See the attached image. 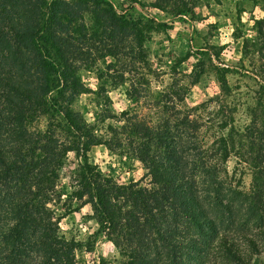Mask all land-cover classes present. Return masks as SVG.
Returning <instances> with one entry per match:
<instances>
[{
    "label": "trees",
    "instance_id": "obj_1",
    "mask_svg": "<svg viewBox=\"0 0 264 264\" xmlns=\"http://www.w3.org/2000/svg\"><path fill=\"white\" fill-rule=\"evenodd\" d=\"M168 1L154 6L166 10ZM174 3L175 15L191 10L188 1ZM153 27L118 15L108 0H0V264H79L76 252L93 246L92 237L67 238L50 206L61 200L57 181L69 152L83 157L75 198L91 206L123 264H252L263 253L264 16L255 19L254 38L235 31L243 39L242 68L258 85L249 102L232 90L228 67L218 71L221 94L195 107L208 110L203 118L193 110L178 123L123 112L120 126H108L115 134L108 139L74 110L90 92L83 71L100 60L128 62L110 75L115 80L141 75L136 60ZM202 72L194 71L196 81ZM130 82L132 95H143ZM109 118L118 116L105 106L98 121ZM204 128L212 134L206 145ZM97 145L126 148L150 183L121 184L98 172L88 158ZM232 155L252 169L251 190L225 183Z\"/></svg>",
    "mask_w": 264,
    "mask_h": 264
},
{
    "label": "rangeland",
    "instance_id": "obj_2",
    "mask_svg": "<svg viewBox=\"0 0 264 264\" xmlns=\"http://www.w3.org/2000/svg\"><path fill=\"white\" fill-rule=\"evenodd\" d=\"M108 1L113 4L118 15H125L134 21H150L154 25L144 43V58L136 60L141 75L126 72L128 80L125 82L111 77V74L121 70L123 64L128 63L116 56H108L94 68L83 71L82 79L90 92L77 99L74 110L80 111L85 120L95 125L97 131L108 139L115 136L112 131H108V126H120L124 121L123 112L137 114L151 121L169 118L176 123L185 116L187 110H193L192 117L207 116L208 110H195V107L221 94L219 69H232L227 78L234 92L244 94L242 102H249L245 98L248 92V95H252L251 90L258 89L254 76L246 72L240 63L243 39H236L235 31H242L244 37L254 38L255 19L264 16L262 0H185L189 2L191 10L181 15H175L172 10L177 0L166 2V10L154 6L157 0ZM88 20V25L94 27L95 22L90 21L89 17ZM213 45L217 48H212ZM220 47L223 49L217 56ZM245 65L248 66L247 61ZM201 68L203 72L196 81L194 71ZM130 81L138 84L134 86L139 87L143 95H132ZM105 106L118 118H109L105 123L98 121V115ZM243 107L239 114L241 122L247 118ZM203 131L206 135L202 132L200 140L206 145L212 134L206 128ZM184 139L186 141V137ZM88 158L98 172L112 176L118 183H150L147 169L126 148L110 149L106 145H97L88 152ZM82 163L81 155L68 153L57 181L61 200L50 206L60 219L61 232L67 238L85 242L89 237L93 238V246L76 252L79 264H123L125 257L122 251L94 216L91 206L82 205L75 198L74 191L78 185L76 176ZM224 169L226 172L222 175L227 185L243 190L252 189L253 171L237 157L232 155L224 164ZM243 214L240 212L239 216ZM252 264H264V251L255 256Z\"/></svg>",
    "mask_w": 264,
    "mask_h": 264
}]
</instances>
